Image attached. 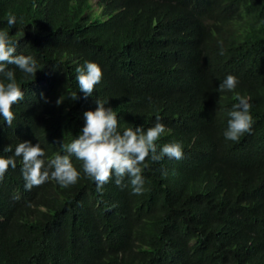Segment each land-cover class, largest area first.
<instances>
[{"label":"trees","instance_id":"16d2710c","mask_svg":"<svg viewBox=\"0 0 264 264\" xmlns=\"http://www.w3.org/2000/svg\"><path fill=\"white\" fill-rule=\"evenodd\" d=\"M0 31L38 69L8 66L24 98L11 127L0 117V156L30 141L53 158L97 98L121 132L159 117L158 150L183 148L180 160L146 159L139 195L114 177L97 192L75 157L77 183L29 191L17 157L0 181V264H264V0H0ZM85 61L102 70L87 98ZM228 75L236 88L219 92ZM237 94L253 125L234 142L223 133Z\"/></svg>","mask_w":264,"mask_h":264},{"label":"clouds","instance_id":"9594fccd","mask_svg":"<svg viewBox=\"0 0 264 264\" xmlns=\"http://www.w3.org/2000/svg\"><path fill=\"white\" fill-rule=\"evenodd\" d=\"M9 28L16 25V17L10 16L7 20ZM17 43L9 36L7 31H0V117L9 127L15 119L12 107L24 98V92L16 80L14 68H18L25 76H35L37 62L33 56L17 54ZM79 92L85 98L92 96L95 85L102 79V70L98 64L85 61L84 65L75 69ZM6 81V82H4ZM238 84L236 77L228 75L219 84L218 91H233ZM43 97V93L41 94ZM77 95L74 100L77 99ZM238 103L228 111L227 128L223 135L226 140L238 141L245 133H251L253 118L250 114V98L237 94ZM47 103V99L44 98ZM60 100L57 101V104ZM94 111L83 113L84 126L79 134L70 142L60 144L61 153L45 160V152L39 143L33 145L30 141L19 142L13 152L11 145L4 148L5 152L13 153L7 158L0 156V181L3 180L9 167L16 168V158L20 157L22 163V176L25 189L31 190L39 187L49 180H54L61 187H68L77 183L80 172L74 167L72 157L82 162L84 174L96 184L97 192L103 191V186L111 179L115 184L126 187L125 178L132 187L134 195L143 192V169L145 161L150 158L159 162L164 157L180 160L183 158V148L179 142L166 143L158 150L157 141L165 133V126L157 122L154 126L127 127L119 130V121L116 111L107 107L108 101L97 98ZM166 175V174H165Z\"/></svg>","mask_w":264,"mask_h":264},{"label":"bare ground","instance_id":"6f19581e","mask_svg":"<svg viewBox=\"0 0 264 264\" xmlns=\"http://www.w3.org/2000/svg\"><path fill=\"white\" fill-rule=\"evenodd\" d=\"M182 25H183V23H182ZM189 25V24H188ZM185 26V25H184ZM187 26V25H186Z\"/></svg>","mask_w":264,"mask_h":264}]
</instances>
